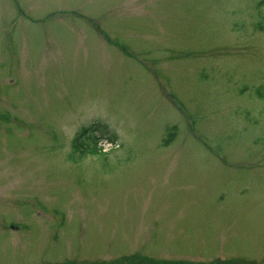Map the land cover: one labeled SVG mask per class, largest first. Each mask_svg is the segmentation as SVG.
<instances>
[{
	"label": "rangeland",
	"instance_id": "374dc122",
	"mask_svg": "<svg viewBox=\"0 0 264 264\" xmlns=\"http://www.w3.org/2000/svg\"><path fill=\"white\" fill-rule=\"evenodd\" d=\"M259 87L263 0H0V264H264Z\"/></svg>",
	"mask_w": 264,
	"mask_h": 264
},
{
	"label": "trees",
	"instance_id": "16d2710c",
	"mask_svg": "<svg viewBox=\"0 0 264 264\" xmlns=\"http://www.w3.org/2000/svg\"><path fill=\"white\" fill-rule=\"evenodd\" d=\"M264 1V0H263ZM260 1L259 3H261ZM261 29V28H260ZM262 88H256L255 95L264 98V91ZM97 127L91 128H82L79 133L73 137L71 141V150L68 156L70 161H78L83 158L85 155H96L100 152V149L97 147L98 137L94 135ZM115 264H192L188 262H179V263H165V262H155L154 260L148 257H142L141 255H132L128 258L119 259L115 262ZM223 264V263H222ZM224 264H228V262H224ZM230 264L232 262L230 261Z\"/></svg>",
	"mask_w": 264,
	"mask_h": 264
}]
</instances>
